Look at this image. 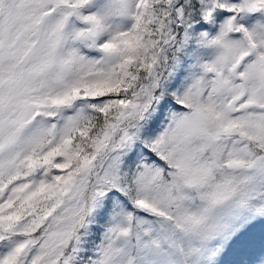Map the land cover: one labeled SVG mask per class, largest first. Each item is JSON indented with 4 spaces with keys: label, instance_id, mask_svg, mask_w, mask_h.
<instances>
[{
    "label": "snow or ice",
    "instance_id": "6c2138e0",
    "mask_svg": "<svg viewBox=\"0 0 264 264\" xmlns=\"http://www.w3.org/2000/svg\"><path fill=\"white\" fill-rule=\"evenodd\" d=\"M0 264H264V0H0Z\"/></svg>",
    "mask_w": 264,
    "mask_h": 264
},
{
    "label": "rangeland",
    "instance_id": "374dc122",
    "mask_svg": "<svg viewBox=\"0 0 264 264\" xmlns=\"http://www.w3.org/2000/svg\"><path fill=\"white\" fill-rule=\"evenodd\" d=\"M257 231H259V229H257Z\"/></svg>",
    "mask_w": 264,
    "mask_h": 264
}]
</instances>
